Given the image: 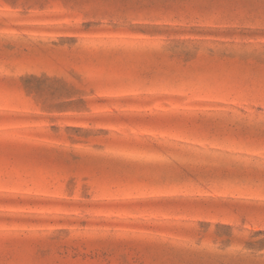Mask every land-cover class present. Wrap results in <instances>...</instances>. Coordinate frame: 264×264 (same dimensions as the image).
Here are the masks:
<instances>
[{
    "label": "rangeland",
    "instance_id": "obj_1",
    "mask_svg": "<svg viewBox=\"0 0 264 264\" xmlns=\"http://www.w3.org/2000/svg\"><path fill=\"white\" fill-rule=\"evenodd\" d=\"M0 264H264V0H0Z\"/></svg>",
    "mask_w": 264,
    "mask_h": 264
}]
</instances>
